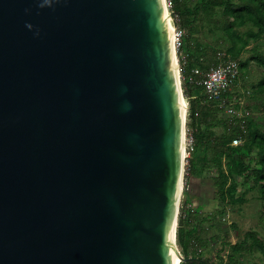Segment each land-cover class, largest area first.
<instances>
[{"label": "water", "instance_id": "obj_1", "mask_svg": "<svg viewBox=\"0 0 264 264\" xmlns=\"http://www.w3.org/2000/svg\"><path fill=\"white\" fill-rule=\"evenodd\" d=\"M167 9L0 0V264L185 260L188 107Z\"/></svg>", "mask_w": 264, "mask_h": 264}, {"label": "trees", "instance_id": "obj_2", "mask_svg": "<svg viewBox=\"0 0 264 264\" xmlns=\"http://www.w3.org/2000/svg\"><path fill=\"white\" fill-rule=\"evenodd\" d=\"M218 9L223 10L225 17L222 29L226 36V48H221L227 49V54L222 56L223 60L239 58L241 72L252 63L264 70V50L258 46L264 38V0H195L192 4L190 0H172L171 11L178 17L177 23L185 31L186 28L193 31L197 19L202 15H212ZM248 25L250 28L247 30H239ZM189 35L186 33L181 49L187 58L180 57L182 88L189 105L187 125L193 128L194 134V148L189 157L186 180L189 181L190 174L201 177L208 168L215 167L218 171L215 185L221 200L233 203L242 201L248 188L257 187L264 201V115H261L264 114V106L258 110L260 114H254L244 103V116L239 117L237 113L230 112L231 116L218 117V112L226 110V106L209 101L203 86L192 82L190 76L195 68L208 70L218 64L221 60L220 51L205 50L200 40L193 42ZM249 48L250 55L242 59L243 52ZM253 93L264 94V77L253 89ZM232 94L226 93L225 96L230 98ZM233 108L238 110L241 106L239 103L233 104ZM221 123L224 130L218 134L215 127ZM234 138H241L242 143L232 145ZM187 181L177 225V243L185 257L179 264H214L189 253L191 245L197 243L195 238L199 233V216L203 205L195 206L191 197H188L190 191ZM228 245L232 249L230 262L235 261L237 253L243 255L247 247H258L264 256V240L255 231H247L242 240L228 242Z\"/></svg>", "mask_w": 264, "mask_h": 264}, {"label": "rangeland", "instance_id": "obj_3", "mask_svg": "<svg viewBox=\"0 0 264 264\" xmlns=\"http://www.w3.org/2000/svg\"><path fill=\"white\" fill-rule=\"evenodd\" d=\"M166 1L168 4L170 1L172 2V0ZM194 2L195 0H190L191 4ZM171 8L172 5L168 10L174 17ZM224 21V12L222 9H218L212 15H202L195 21V30L191 31L186 28V33L191 34L193 42L200 40L205 46V50L213 51L215 49L220 51L219 56H224L227 54V49L224 50L226 48V36L222 29ZM248 28H250L249 25L242 26L239 30L244 31ZM258 46L261 50H264V38ZM250 53V48L245 50L242 59L248 57ZM240 73V79L233 88V94L242 95L241 98L249 106L248 110L252 109L254 114H260L261 111L258 110L264 106V94H254L253 89L264 77V70L257 64L252 63L248 69H243L242 72L240 70ZM184 103L187 106L186 98H184ZM237 111V115L241 114L239 109ZM217 115L218 117L231 116L230 112L226 110L219 111ZM215 130L216 133H221L224 130L222 123L215 127ZM217 174L218 171L215 167L208 168L201 176V180H198L200 183H197L196 179L191 183L189 178V181H184L185 184L186 181L188 182L190 191L188 197H191L193 204L195 206L203 205L199 216V233L195 238L197 243L194 242L191 245L190 255L208 259L209 262H214V264H264V256L256 246L247 247L243 255L237 253L235 261L230 262L229 260L232 249L228 242L235 243L242 240L247 231H255L264 240V201L260 197L259 189L257 187L248 188L242 201L235 203L223 201L215 185Z\"/></svg>", "mask_w": 264, "mask_h": 264}, {"label": "built area", "instance_id": "obj_4", "mask_svg": "<svg viewBox=\"0 0 264 264\" xmlns=\"http://www.w3.org/2000/svg\"><path fill=\"white\" fill-rule=\"evenodd\" d=\"M167 8L171 7L172 2L168 4L166 1ZM171 16V23L174 25V47L177 56V60L180 66V57L182 59L187 58V54L181 52L182 46L184 43V37L186 31L178 23V17L176 15ZM220 62L216 65H213L208 70H203L200 68H195L192 71V76L190 80L194 83L200 84L204 88V93L207 95L209 101H214L220 106H226V111L237 113L238 111L233 108V104H240L241 108L239 111V117L245 115L243 111V104L245 100L241 97L237 98L235 94L229 98L225 96L226 93H233V88L237 84V81L240 79V59H229L223 60L222 55L219 57ZM180 76L182 80L181 70ZM189 109V105H188ZM187 113L186 112V127H185V166H184V181L186 180V175L189 174V157L191 150L194 148V134L193 128L187 125ZM242 143L241 138H234L232 145H239ZM186 184L184 182V188ZM180 213V212H179Z\"/></svg>", "mask_w": 264, "mask_h": 264}, {"label": "bare ground", "instance_id": "obj_5", "mask_svg": "<svg viewBox=\"0 0 264 264\" xmlns=\"http://www.w3.org/2000/svg\"><path fill=\"white\" fill-rule=\"evenodd\" d=\"M166 13L169 15L170 17V14H169V11L168 9L166 10ZM171 20V19H170ZM172 26L174 27V25L172 24ZM176 60H177V56H176ZM182 112L185 114V111H186V108L188 107V103H187V106L186 104L184 103V97H182ZM184 138H185V134H183L182 136V149H183V155L185 156V144H184ZM174 257H175V263L178 264L180 262V258L178 257L177 254H174Z\"/></svg>", "mask_w": 264, "mask_h": 264}, {"label": "crops", "instance_id": "obj_6", "mask_svg": "<svg viewBox=\"0 0 264 264\" xmlns=\"http://www.w3.org/2000/svg\"><path fill=\"white\" fill-rule=\"evenodd\" d=\"M189 177H190L189 179L191 180V183L193 182V180L195 181V179H196V182H197V183H200L198 180H199V179L201 180V178H202V177H196V176L191 175V174H190Z\"/></svg>", "mask_w": 264, "mask_h": 264}]
</instances>
